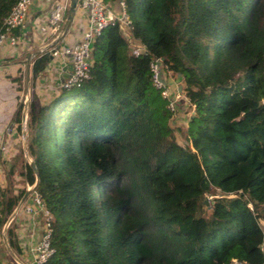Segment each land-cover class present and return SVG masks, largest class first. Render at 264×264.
<instances>
[{
    "label": "trees",
    "instance_id": "obj_1",
    "mask_svg": "<svg viewBox=\"0 0 264 264\" xmlns=\"http://www.w3.org/2000/svg\"><path fill=\"white\" fill-rule=\"evenodd\" d=\"M122 1L126 37L103 28L78 86L28 103L36 178L27 163L21 175L50 218L43 264H261L264 0H173L174 15L168 0ZM15 2L0 0V24ZM135 41L145 46L137 55ZM154 59L181 80L182 144L169 123L177 103L169 110L153 85ZM48 62L33 57L29 87ZM10 81L21 90V74ZM23 193L0 188V228ZM14 229L12 218L4 236L16 256Z\"/></svg>",
    "mask_w": 264,
    "mask_h": 264
},
{
    "label": "crops",
    "instance_id": "obj_2",
    "mask_svg": "<svg viewBox=\"0 0 264 264\" xmlns=\"http://www.w3.org/2000/svg\"><path fill=\"white\" fill-rule=\"evenodd\" d=\"M117 2L118 0L108 3V6L115 12L118 10ZM46 9V6L31 8L25 25L19 33L20 38L17 46L14 48L3 46L0 48V145L4 146V150H0V188H7L14 193L17 192L18 189H24L22 198L8 218L11 220L14 216H17V221L13 218V222L15 224L14 231L17 236V242L20 246L19 253L16 256L13 254L14 256L12 258V252H10L5 245L4 232L8 223L0 228V241L6 249L5 253H7V251L10 252V259L16 264H25L23 259H29L30 262V248L35 244L42 233L40 217H37V214L33 212H26L28 205L31 204L30 199L32 193L30 192L31 186L24 183L21 173L24 164H28L31 159L28 156L26 148V133L22 132V128L21 131H18L16 123L13 122L17 102L21 100L23 104L25 98V61L29 58L30 70L31 61L34 56L43 52H48L49 49L53 48L54 44L58 45L54 46L55 48H59L60 46H67L77 41L81 36V32L87 26L84 12L76 7L69 28L63 38L59 41H57L58 37L55 40L45 39L36 32L35 22L42 14L41 10ZM168 9L170 13L174 15L173 0H168ZM116 26L118 31L126 37V29L121 24H116ZM135 46L140 50H145L144 44L139 41H135ZM69 71L70 66L68 59L59 56H49L48 65L44 68L42 76L35 81L32 87H29L28 82L27 96L30 95L28 103L31 102L34 106H37L40 102L50 98L51 95L61 87ZM19 74H21L23 82V99H21V90L18 91L15 82L10 81L11 77H15ZM161 80L168 88L170 94H176L178 96L175 100L178 110L181 108L180 112L184 113L186 105L181 92L180 78L178 76H170L168 73L163 72L161 73ZM33 91H35L34 95L32 94ZM33 100H36L37 104L34 103ZM27 108L28 104L25 108L23 105L21 115L23 112L26 115Z\"/></svg>",
    "mask_w": 264,
    "mask_h": 264
},
{
    "label": "built area",
    "instance_id": "obj_3",
    "mask_svg": "<svg viewBox=\"0 0 264 264\" xmlns=\"http://www.w3.org/2000/svg\"><path fill=\"white\" fill-rule=\"evenodd\" d=\"M40 6H46L47 9L41 10L42 14L35 22L36 32L45 39L55 40L58 37L67 9V0H16L0 24V48L3 46L8 48L17 46L20 38L19 33L25 25L29 10ZM76 7L84 12L87 22V26L81 32L80 38L67 46L53 47L46 52L50 57L59 56L68 59L70 71L61 84L62 88L78 86L81 80L86 77L89 66L90 44L103 28L108 25L121 24L128 30L129 22L123 10L122 0L117 2V12L113 11L103 0H78ZM130 51L131 54L137 55L143 50H140L137 46H132ZM149 67L152 72L153 85L159 88L160 95L168 100V109L174 111L175 100L178 96L170 94L163 81L159 80V77L161 78L160 60L154 59L149 64ZM25 120L26 118H21L22 129L24 128ZM0 150H4L3 145H0ZM32 194L37 208L41 212L42 233L30 248L31 260L29 264H43L53 253V249L49 245L50 218L48 213L42 210L38 197L34 193ZM27 211H30L29 207ZM260 248L264 252V235ZM229 264L246 263L242 260L230 259ZM261 264H264V260Z\"/></svg>",
    "mask_w": 264,
    "mask_h": 264
},
{
    "label": "rangeland",
    "instance_id": "obj_4",
    "mask_svg": "<svg viewBox=\"0 0 264 264\" xmlns=\"http://www.w3.org/2000/svg\"><path fill=\"white\" fill-rule=\"evenodd\" d=\"M23 82H22V85H21V99H23V95H24V93H23ZM34 90V89H33ZM35 91H33V95L35 94L34 93ZM28 93V92H27ZM30 94V93H29ZM30 96V95H29ZM28 96V98H30ZM33 102L34 103H36L37 104V102H36V100H33ZM181 109V108H180ZM180 109L178 110V111H176L174 114H173V116L171 117V121L169 122L170 123V125L171 126H173V128L175 129V138H176V140H177V142L178 143H180V144H182L183 143V138H182V135H181V132H180V130H179V127L181 128V127H183L184 125H185V119H186V116H187V114L186 113H181L180 112ZM210 197L211 196H209V195H205L204 196V202L208 205V201L210 200ZM31 204H29L28 205V207L30 208V211H27L26 210V212H30V213H32V210H33V213L34 214H37L36 216L37 217H40V221L42 220V217H41V212L39 211V209L37 208V205H36V203H35V199H34V196H33V194H31ZM27 207V208H28ZM29 215H32V214H29ZM13 218H15V221H17L16 220V218H17V216L15 217H13ZM19 220V219H18ZM8 221H9V219L6 221V223H8ZM6 223L3 225V226H5L6 225ZM41 225H42V222H41ZM260 225L262 226V228H263V235H264V222H260ZM2 245V246H1ZM5 251H6V249H5V247H4V245L2 244V242L0 241V263L1 264H11L10 262H11V260H10V258L12 257L13 258V253H12V256H11V254H10V252H8L7 251V253H5ZM8 254V255H7ZM10 254V255H9ZM11 256V257H10ZM23 261H24V263L25 264H28V262H29V259H23Z\"/></svg>",
    "mask_w": 264,
    "mask_h": 264
},
{
    "label": "water",
    "instance_id": "obj_5",
    "mask_svg": "<svg viewBox=\"0 0 264 264\" xmlns=\"http://www.w3.org/2000/svg\"><path fill=\"white\" fill-rule=\"evenodd\" d=\"M77 1L78 0H67V9H66V13H65L64 20H63L62 28H61V30L59 32L57 41H59V40H61L63 38V36L65 35V33L67 32V30L69 28V25L71 23L73 14H74L75 9H76ZM158 77H159V74H158ZM159 80H161L160 77H159ZM28 82H29V58L25 61V68H24V88H25V90H24L25 98H24V101H23L24 108L28 104V96H27ZM21 118L22 119L26 118V115H25L24 112L22 113ZM22 130H23L22 132L24 133L25 132L24 128ZM28 164H29L30 168L32 169V171L34 172V175H35V178H36L34 165L32 164L31 161Z\"/></svg>",
    "mask_w": 264,
    "mask_h": 264
}]
</instances>
